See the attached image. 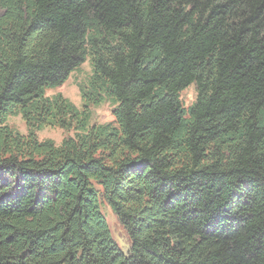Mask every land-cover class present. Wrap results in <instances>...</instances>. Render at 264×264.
I'll return each mask as SVG.
<instances>
[{"label": "trees", "instance_id": "trees-1", "mask_svg": "<svg viewBox=\"0 0 264 264\" xmlns=\"http://www.w3.org/2000/svg\"><path fill=\"white\" fill-rule=\"evenodd\" d=\"M0 264H264V0H0Z\"/></svg>", "mask_w": 264, "mask_h": 264}, {"label": "rangeland", "instance_id": "rangeland-1", "mask_svg": "<svg viewBox=\"0 0 264 264\" xmlns=\"http://www.w3.org/2000/svg\"><path fill=\"white\" fill-rule=\"evenodd\" d=\"M92 74V66L90 58L87 57L76 69L72 70L67 76L66 80L59 86L53 88H47L45 95L53 96L55 94H61L67 98L76 107H82L81 88H86ZM179 98L184 107L191 105L196 98V86L190 84L186 88L180 91ZM115 105L110 101L104 100L103 102L92 105L90 107L89 125L113 123L114 117L112 109ZM6 124L15 131L26 134L27 127L25 120L20 114L10 115L7 117ZM75 130H65L59 127H43L37 131V137L39 140L52 139L56 145L60 144L61 140L67 136H74ZM99 205L102 214L110 229L111 235L120 249L127 253L130 247V239L125 231L123 225L118 220L116 214L112 211L105 199L99 197Z\"/></svg>", "mask_w": 264, "mask_h": 264}]
</instances>
